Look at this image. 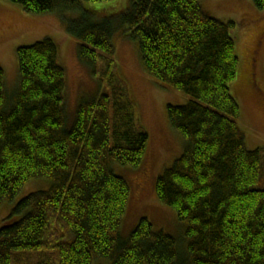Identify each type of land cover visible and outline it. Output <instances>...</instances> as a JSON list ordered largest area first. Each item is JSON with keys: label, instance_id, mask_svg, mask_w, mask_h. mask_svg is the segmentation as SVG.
<instances>
[{"label": "trees", "instance_id": "1", "mask_svg": "<svg viewBox=\"0 0 264 264\" xmlns=\"http://www.w3.org/2000/svg\"><path fill=\"white\" fill-rule=\"evenodd\" d=\"M9 1L33 14L79 12L68 33L101 92L81 100L69 125L66 73L50 38L18 48L11 95L0 67V212L28 182L51 181L4 218L0 264H264V148L250 149L239 125L235 22L209 16L201 0H129L113 14L86 4L110 0ZM121 26L150 76L192 98L168 106L184 151L156 182L186 225L181 244L148 218L121 235L130 185L115 168H138L150 141L119 74Z\"/></svg>", "mask_w": 264, "mask_h": 264}, {"label": "rangeland", "instance_id": "2", "mask_svg": "<svg viewBox=\"0 0 264 264\" xmlns=\"http://www.w3.org/2000/svg\"><path fill=\"white\" fill-rule=\"evenodd\" d=\"M86 4L88 7L92 4L110 7L108 13L113 14L123 11L129 0ZM201 5L209 16L226 23L235 22L231 33L239 56L234 84L242 110L239 125L250 149L264 148V10L258 9L253 0H201ZM79 16V12L73 11L66 14L28 13L18 4L0 0V67L5 72L7 92L13 94L19 84L18 48L52 39L58 46V62L66 73L65 106L69 125L74 123L81 100L101 92L92 69L78 57L79 39L68 33L69 21ZM113 43L119 74L127 84L137 105L140 122L150 137L146 156L138 168L122 165L115 168L130 185L121 235L128 238L139 221L148 218L155 228L164 229L181 244L186 225L175 209L161 202L156 182L184 151L183 136L169 121L168 106L186 105L192 98L150 76L143 66L137 43L126 34L123 26L114 34ZM261 179L263 182L259 181L258 186L264 187V169ZM50 188L48 179L28 182L13 203L2 208L0 226L17 202L31 193Z\"/></svg>", "mask_w": 264, "mask_h": 264}]
</instances>
